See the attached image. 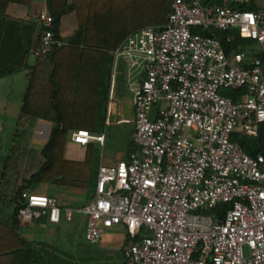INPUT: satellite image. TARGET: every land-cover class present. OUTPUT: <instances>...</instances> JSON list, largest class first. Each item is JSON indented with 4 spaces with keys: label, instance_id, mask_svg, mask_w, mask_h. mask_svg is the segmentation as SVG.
Segmentation results:
<instances>
[{
    "label": "built area",
    "instance_id": "1",
    "mask_svg": "<svg viewBox=\"0 0 264 264\" xmlns=\"http://www.w3.org/2000/svg\"><path fill=\"white\" fill-rule=\"evenodd\" d=\"M254 2L256 10L238 11L171 0L163 25L138 29L110 53L113 74L118 60L125 65L139 156L97 166L91 199L74 210L85 215L86 242L120 225L136 238L121 247L123 264H264V157L229 139L233 132L255 137L264 123V63L244 52L226 56L216 39L194 31H234L264 55V0ZM36 23L31 55L44 59L63 42L45 5ZM222 90L241 93L232 100ZM67 138L104 143V134L85 130ZM226 203L221 219L208 213ZM59 215L55 198L20 193L19 223Z\"/></svg>",
    "mask_w": 264,
    "mask_h": 264
},
{
    "label": "trees",
    "instance_id": "2",
    "mask_svg": "<svg viewBox=\"0 0 264 264\" xmlns=\"http://www.w3.org/2000/svg\"><path fill=\"white\" fill-rule=\"evenodd\" d=\"M171 0H44L52 17L51 29L56 38L60 20L71 12L76 21L74 34L44 59L35 58L27 75V87L22 99L19 118L47 120L56 125L38 152V167L18 186H10L0 174V264H35L34 254L16 231L18 200L23 191L34 192L42 184L93 192L96 167L94 145H79L68 140L71 129L88 128L96 133L100 122L99 109L106 102L110 63L109 52L129 34L144 27H159L166 21ZM216 2L238 11L257 9L254 0H203ZM9 4L27 6L29 0H0V18ZM203 36L216 39L224 54L244 52L255 55L264 63V55L254 51V43L234 31L195 29ZM232 36V39H228ZM93 89V90H92ZM93 93V94H92ZM221 95L235 99L241 92L222 90ZM97 100L98 114L85 115L78 109L88 98ZM230 141L250 157H264V123L257 135L249 137L239 132ZM132 146L134 144L130 143ZM135 147V146H134ZM17 149L12 145L10 155ZM132 157H127L128 162ZM10 159V156L8 160ZM8 167V165H7ZM2 182V183H1ZM230 203L218 204L209 214H221ZM125 234L124 244L135 241Z\"/></svg>",
    "mask_w": 264,
    "mask_h": 264
},
{
    "label": "rangeland",
    "instance_id": "3",
    "mask_svg": "<svg viewBox=\"0 0 264 264\" xmlns=\"http://www.w3.org/2000/svg\"><path fill=\"white\" fill-rule=\"evenodd\" d=\"M75 28L76 21L73 13H66L61 20V32L67 35ZM32 60L33 58L29 55V62ZM16 75L0 82V174L6 167L3 182L6 180L10 186H18L21 179L26 178L38 167L41 162L38 152L45 142L44 134H39L32 139L30 127L25 124L22 118H19V105L25 85L19 82L22 76ZM114 75L113 94L110 95L109 100L118 102V113L117 115L114 114L112 108L107 111V114L104 108L100 113L98 132L104 134L105 142L102 147L94 144V165H98L100 159L114 162L121 154L139 156L136 147L130 144V132L133 129L134 119L133 110L128 102L125 65L122 60L117 61ZM157 105L164 107L165 103L160 102ZM12 145L16 146L17 149L10 155ZM9 156L10 159L8 160ZM47 187L54 192L56 203L61 206L60 225L55 235L54 249L63 254H81L82 256L96 253L98 244H90L84 240L85 215L72 213L70 222H64L63 216V210L70 208L69 202L64 197H69L76 192L77 203L81 207L91 199L93 195L91 188L90 190L74 191L54 186ZM21 224L19 223V225ZM96 225L98 226V223ZM106 235L111 236L116 242L125 235V232L121 227L107 228L103 229V237ZM243 250L246 253L245 248ZM121 258L120 249L115 248L113 250L114 261L118 262Z\"/></svg>",
    "mask_w": 264,
    "mask_h": 264
},
{
    "label": "crops",
    "instance_id": "4",
    "mask_svg": "<svg viewBox=\"0 0 264 264\" xmlns=\"http://www.w3.org/2000/svg\"><path fill=\"white\" fill-rule=\"evenodd\" d=\"M42 6H44V0H29V4L27 6L9 4L4 11V16L0 18V82L16 74H20L22 76V79H20L19 82L20 84L25 86L21 95L19 113L22 99L27 87V75L28 73H30L32 67L35 65V58L31 55V49L35 44L36 34L38 31L36 15ZM61 20L58 29L59 37L63 40H67L74 34L76 28L67 35L63 34L61 32ZM112 51H110L108 54L110 58V63L106 102L102 103V106L99 109L96 104L97 100H95L94 96L92 98H88L83 105L78 107L80 111H84L85 115L98 114V109L100 114L103 108L104 111H106V114L107 111H109V109L111 108L114 114L117 115L118 113V102H111L109 100V96L113 94V78L115 77L112 71V59L110 55ZM29 55L33 58L31 62H29ZM112 74L114 75L113 77H111ZM128 102L132 108L130 95L128 97ZM24 122L30 127L32 139L35 136H38L39 134L45 135L44 144L46 143L51 131L56 127L54 123L41 119H25ZM98 125L96 128V134H100L98 132ZM75 130H85L90 133H95L91 132L88 128L71 129L69 131ZM132 131L133 129L130 132V136L132 134ZM43 145L41 146V148L43 147ZM135 155L136 154H121L114 162L103 161L100 159L99 164H103L108 167H113L117 161H125L127 157L133 158ZM47 186L49 185H39L34 192L54 198V192L50 191L49 187ZM76 194L77 193L75 192L72 193V195L69 197H64V199L69 202L70 207L65 208V210H70L71 216L72 213H76L74 210L80 207L77 203L78 201ZM59 208L61 214V206H59ZM70 221L71 217L68 221L64 217V222ZM59 225L60 215L56 222H52L46 217L29 224L22 223L21 225H19L18 223L16 225V231L24 239V241L27 243V245L34 254L35 264H123L121 258V247L123 246L125 235H123L119 238V240H116V242H114L111 236L106 235L103 237L102 234L100 241L96 243L98 244V251L93 255L88 254L82 256L81 254H63L55 250L53 244ZM117 227H121L126 234L125 229L120 225L112 226L110 228ZM115 248L120 249L121 260L118 262L114 261L113 259V250Z\"/></svg>",
    "mask_w": 264,
    "mask_h": 264
}]
</instances>
